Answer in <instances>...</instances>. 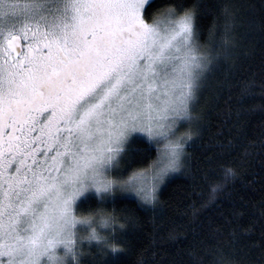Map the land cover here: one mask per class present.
Masks as SVG:
<instances>
[{
    "label": "snow or ice",
    "instance_id": "snow-or-ice-1",
    "mask_svg": "<svg viewBox=\"0 0 264 264\" xmlns=\"http://www.w3.org/2000/svg\"><path fill=\"white\" fill-rule=\"evenodd\" d=\"M240 23L208 0H0V264H109L124 251L135 218L121 199L155 208L186 169Z\"/></svg>",
    "mask_w": 264,
    "mask_h": 264
},
{
    "label": "trees",
    "instance_id": "trees-1",
    "mask_svg": "<svg viewBox=\"0 0 264 264\" xmlns=\"http://www.w3.org/2000/svg\"><path fill=\"white\" fill-rule=\"evenodd\" d=\"M208 2L237 10L242 41L235 67L208 84L186 169L165 182L155 208L139 207L134 197L121 199L119 207L127 206L122 214L135 220L117 245L124 251L112 254L109 264H210L207 253L217 247L231 251L238 264H264V0ZM151 152L155 159L154 145ZM225 167L234 168L235 176L226 177ZM216 185L221 187L213 193ZM94 258L97 264L105 259Z\"/></svg>",
    "mask_w": 264,
    "mask_h": 264
},
{
    "label": "rangeland",
    "instance_id": "rangeland-1",
    "mask_svg": "<svg viewBox=\"0 0 264 264\" xmlns=\"http://www.w3.org/2000/svg\"><path fill=\"white\" fill-rule=\"evenodd\" d=\"M175 174H177V173L171 174L169 177H167L166 180H165V182H166L168 179H170L171 177H174ZM165 182L160 186L159 192H160L161 188L164 186ZM159 192H158V193H159ZM157 195H158V194H157ZM131 197H134V196H131ZM134 198H135V197H134ZM135 199H136V198H135Z\"/></svg>",
    "mask_w": 264,
    "mask_h": 264
}]
</instances>
